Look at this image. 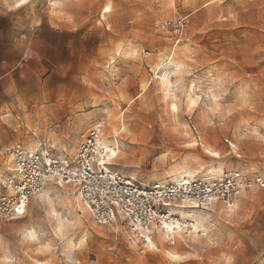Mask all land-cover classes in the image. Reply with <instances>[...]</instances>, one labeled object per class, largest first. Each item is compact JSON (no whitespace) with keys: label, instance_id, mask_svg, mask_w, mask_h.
I'll return each mask as SVG.
<instances>
[{"label":"rangeland","instance_id":"rangeland-1","mask_svg":"<svg viewBox=\"0 0 264 264\" xmlns=\"http://www.w3.org/2000/svg\"><path fill=\"white\" fill-rule=\"evenodd\" d=\"M0 12L53 33L56 65L46 72L35 61L19 92L26 100H0V203L13 193L1 185L12 170L6 148L46 146L68 159L97 126L115 151L107 168L144 185L234 171L264 178V2L0 0ZM86 210L75 187L47 183L22 216L0 213V264H264L258 186L233 209H175L197 231L171 240L155 231L153 247Z\"/></svg>","mask_w":264,"mask_h":264},{"label":"built area","instance_id":"built-area-1","mask_svg":"<svg viewBox=\"0 0 264 264\" xmlns=\"http://www.w3.org/2000/svg\"><path fill=\"white\" fill-rule=\"evenodd\" d=\"M5 151L13 164L1 185L13 193L9 200L0 203L2 215L22 216L28 201L49 182L71 185L76 188L81 206L98 225L110 226L120 221L145 246L155 231L171 233L179 222L177 208H208L220 201L233 209L240 192L253 186L264 188L263 176L239 171L220 177H178L144 185L132 176L107 168L111 152L101 145L98 126L82 136L78 152L70 159L53 157L46 146L28 149L16 143Z\"/></svg>","mask_w":264,"mask_h":264},{"label":"crops","instance_id":"crops-1","mask_svg":"<svg viewBox=\"0 0 264 264\" xmlns=\"http://www.w3.org/2000/svg\"><path fill=\"white\" fill-rule=\"evenodd\" d=\"M253 1L264 2V0ZM10 15V13L0 12V100L3 96L22 97L25 99L26 95L20 96L19 92L24 89V77L26 74H33V70L30 68H32L35 61L42 59L46 64V72L51 70V66L53 68L56 67L55 63L52 64L50 56V49H52L50 42L54 39L53 33L49 32L46 28L44 33L35 35L34 31L43 29L41 24L26 28L21 26L19 22L14 19V15ZM37 44H39V47H45V55H42L39 49L35 47ZM53 51L55 55L56 44L53 45ZM29 58H31V61L27 63ZM12 146H14V144ZM26 148L36 149L38 147L33 146L31 148ZM10 161L13 164L12 158H10ZM0 178H2V175H0Z\"/></svg>","mask_w":264,"mask_h":264},{"label":"bare ground","instance_id":"bare-ground-1","mask_svg":"<svg viewBox=\"0 0 264 264\" xmlns=\"http://www.w3.org/2000/svg\"><path fill=\"white\" fill-rule=\"evenodd\" d=\"M22 4H24V2H23ZM109 12H110V9H109V7L107 6V7H105V9H104L103 15H104V14H107V13H109ZM166 84H167V83H166ZM171 111H172L173 113H176L177 109H176L175 104H172V105H171ZM189 144L193 146V145H196L197 143H196L195 141H192V142H190ZM101 145L104 146L105 148H108V147H109V145L106 144V143H104L103 140H101ZM109 151L111 152V154H114V153H115V151L112 150V149H109ZM217 155H218V154L215 153V156H217ZM84 209L86 210V208H84ZM86 211H87V210H86ZM188 226L194 228V230L197 231V228H196V227H195L190 221L183 219V220L177 222V224L175 225V230H172L171 234H165V235H163V236H164L166 239L171 240V238H174V235L179 234L184 228H187ZM31 236H32V234H31ZM33 237H34V236H33ZM31 239H32V238H31ZM34 239H35V238H34ZM150 246L152 247V241H150ZM167 254H168L171 258H173V259H176V258H177V256L172 255L171 253H168V252H167Z\"/></svg>","mask_w":264,"mask_h":264}]
</instances>
